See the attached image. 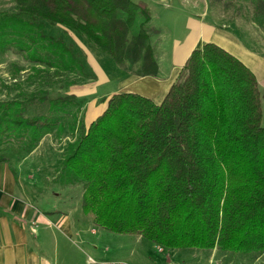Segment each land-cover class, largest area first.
Wrapping results in <instances>:
<instances>
[{"label":"trees","instance_id":"1","mask_svg":"<svg viewBox=\"0 0 264 264\" xmlns=\"http://www.w3.org/2000/svg\"><path fill=\"white\" fill-rule=\"evenodd\" d=\"M14 2L0 9V53H19L29 66H14L25 71H12L0 96V162L21 158L48 131L59 138L65 127L75 135L54 180L82 184L79 207L95 226L168 248L264 257V125L253 72L205 41L158 103L116 90L84 126L81 98L67 90L77 82L62 77L84 76V54L67 30L123 73L154 76L146 2ZM46 24L60 32L47 33Z\"/></svg>","mask_w":264,"mask_h":264},{"label":"crops","instance_id":"2","mask_svg":"<svg viewBox=\"0 0 264 264\" xmlns=\"http://www.w3.org/2000/svg\"><path fill=\"white\" fill-rule=\"evenodd\" d=\"M155 1L162 11L158 16L160 21H166L179 28L178 32L174 36L165 37L164 24L160 22L162 25L158 24L157 29L151 25L150 20L149 37L154 38L150 44L155 52V58L157 56V72L154 76H137L123 73L119 68L120 78L117 89L140 93L158 103L190 50L205 41H210L233 54L253 72L259 88L262 123L264 117V0H220L223 3L222 5L220 1L218 2L220 7L226 5L234 11L239 4H242L246 6V9L248 8L249 12L246 21L238 15L233 19L226 17L220 24L211 21L212 16L209 19L206 18L209 8L212 9L206 0H202V3L200 0H183L176 4ZM178 10L183 17L181 27L175 25L179 20L176 13ZM67 35L83 52L85 65L94 61L95 49L85 39L70 30H67ZM165 42H167L166 50L162 47ZM90 81L91 79L71 84L68 92L80 94L81 92L77 89L79 90L83 83ZM85 122L84 116L83 124ZM74 135H70L67 131L57 138L53 131H48L42 136L37 146L24 154L22 158L14 159L10 163L0 162V264H103L104 260L109 258L95 253L97 244L110 238L104 229L95 226L81 210L82 217L78 219L70 207H52V204L45 203L48 201L42 198L40 189L35 186L37 179L31 172L23 170L22 160H26L45 141V155L47 159L50 158L49 163L45 160V179L49 184L56 185L55 190L60 189L56 182H50V164L59 154L56 151H62L65 139L70 141ZM24 174L28 178L34 177L33 181L26 182L28 178L23 177ZM65 196L62 195L63 201H58L60 197L55 196L56 202L63 203L67 199ZM104 250L108 252L106 244H104ZM259 256L263 255L257 257Z\"/></svg>","mask_w":264,"mask_h":264},{"label":"rangeland","instance_id":"3","mask_svg":"<svg viewBox=\"0 0 264 264\" xmlns=\"http://www.w3.org/2000/svg\"><path fill=\"white\" fill-rule=\"evenodd\" d=\"M149 8L150 17L146 26L149 30L148 24L151 20V25L155 26L158 29V24L163 23L166 28L165 37H171L177 34V29L175 26H172L170 23L166 21H160L158 16L162 13L159 9L160 6L156 5L155 0H144ZM183 0H161V3H172L176 4ZM202 3V0H200ZM208 5L212 6V9L209 8V13L207 15V19L212 16L211 21H214L218 24L224 22L226 17H233L238 15L246 21V16L249 13L248 8L246 9L245 5L239 4L237 9L233 11V9H229L226 5L222 6L223 3L220 0H206ZM221 2V7L218 6V2ZM158 4V3H157ZM213 4V5H212ZM15 8L14 0H0V9L11 10ZM229 12V13H228ZM236 12V13H235ZM177 16H179V22L176 21L179 27L183 26V17L180 16V10L176 11ZM235 13V14H233ZM222 14V15H221ZM231 14V15H230ZM233 14V15H232ZM230 15V16H228ZM168 16V14H166ZM161 22V23H160ZM162 25V24H161ZM163 27V28H164ZM45 31L49 34L55 35L60 32V29L55 25L46 24ZM150 32V31H149ZM151 35V33H150ZM147 41H154V38L151 36L148 37ZM171 43V42H170ZM95 50V59L94 61H90L89 64H84L83 71L84 76H77L73 73H63V78L73 79L75 82H83L89 81L87 83H83L80 89L77 91L81 92L75 93L78 97L81 98V122L82 125H86L90 120H92L102 108L105 106V97L113 92L118 90L119 87V78H120V69L119 66L105 53L99 51L97 48L92 46ZM164 49L167 48V42L163 44ZM164 50V51H165ZM155 54V52H154ZM157 58V56H156ZM169 61V57H168ZM15 65L19 66H29L28 62L23 58V56L19 53H16L12 50H6L0 53V96L2 97L4 92L7 93V89L5 87L6 84L10 83L11 72L22 74L24 70L17 72L15 69ZM88 66V67H87ZM167 66V65H166ZM163 66V67H166ZM93 71V72H92ZM9 78L7 82L5 79ZM70 86V85H69ZM69 86L68 89L69 90ZM14 93V90L12 91ZM103 96V97H102ZM85 107V108H84ZM264 108V104H263ZM96 111V112H95ZM85 116L86 122L83 124V118ZM65 123V120H64ZM262 124L264 125V117L262 118ZM63 131L67 132V129L63 127ZM53 131L54 135H56V130ZM78 132V131H77ZM67 143V138L65 139V143L62 145L63 149L61 152H57L58 154L55 159L50 164V182L55 181V175L58 172L60 159L62 158L64 147ZM40 147L37 150H34L26 160L23 161V170L31 172L32 176H34L37 180L35 182V186L40 190V194L45 201V203L52 204V207H62L71 208L74 215H77L78 219L82 217L80 207H79V197L82 190V184L73 183L66 185H58L60 189L55 190V184H49L45 179V160L49 161V157L45 155V141L39 145ZM56 147V145H54ZM54 151V152H55ZM48 152V151H47ZM23 154L20 153V156ZM55 155V154H54ZM53 156V155H52ZM21 157V158H22ZM17 159V157L13 156L11 158V162ZM57 171V172H56ZM23 177L28 178L25 174ZM33 178H28L26 182L33 181ZM25 178V179H26ZM24 179V180H25ZM56 182V181H55ZM57 183V182H56ZM51 188V189H50ZM55 191V192H52ZM62 195H66L67 199L63 203H57L56 197L58 201H63ZM65 196V198H66ZM58 205V206H57ZM45 208V205H43ZM88 231V230H87ZM109 239L104 240L97 244V248L95 253L98 256L103 255V257H109L104 262H108L111 260H125L131 264H264V257L259 256L257 258L253 257L250 254H240V253H232L226 251L216 250V248H197V247H185V248H168L163 247L161 245L155 244L148 239L137 235V234H124V233H115L104 230ZM104 244L107 245L108 252L104 250ZM93 248V247H92ZM94 250V248H93ZM117 257V258H115Z\"/></svg>","mask_w":264,"mask_h":264},{"label":"built area","instance_id":"4","mask_svg":"<svg viewBox=\"0 0 264 264\" xmlns=\"http://www.w3.org/2000/svg\"><path fill=\"white\" fill-rule=\"evenodd\" d=\"M89 262H91V260H89ZM103 264H131L125 260H111L108 262H104Z\"/></svg>","mask_w":264,"mask_h":264}]
</instances>
